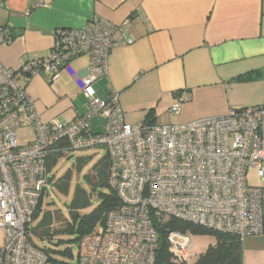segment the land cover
<instances>
[{
    "label": "built area",
    "instance_id": "1",
    "mask_svg": "<svg viewBox=\"0 0 264 264\" xmlns=\"http://www.w3.org/2000/svg\"><path fill=\"white\" fill-rule=\"evenodd\" d=\"M132 39L123 24L95 16L79 28L54 29L44 56L17 68L0 63V264H154L159 228L168 219L241 241L263 233L264 106L186 122H126L118 93L104 98L94 83L107 74L111 49ZM10 40L9 28L0 26V44ZM82 55L88 65L79 71L72 60ZM61 70L72 77L87 109L70 121L42 120L25 84L36 75L54 80ZM187 99L180 96L167 111L178 113ZM94 116L104 118L103 130H91ZM26 126L33 137L21 144L15 130ZM90 147L106 149L107 184L117 204L99 228L80 237L74 263L49 261L28 236L47 183V160ZM251 172L256 182H250ZM190 234L167 229L175 264L199 257Z\"/></svg>",
    "mask_w": 264,
    "mask_h": 264
},
{
    "label": "crops",
    "instance_id": "2",
    "mask_svg": "<svg viewBox=\"0 0 264 264\" xmlns=\"http://www.w3.org/2000/svg\"><path fill=\"white\" fill-rule=\"evenodd\" d=\"M95 16L123 24L133 38L111 49L107 74L94 83L104 98L118 93L126 122H186L264 106V0H0V26L11 38L0 44V63L17 68L44 56L54 29ZM72 65L85 69L87 55ZM25 88L42 120L70 121L87 109L63 70L54 80L33 76ZM186 94L179 112L169 113ZM103 127V117L91 118L92 131ZM242 251L243 264H264V234L245 238Z\"/></svg>",
    "mask_w": 264,
    "mask_h": 264
},
{
    "label": "rangeland",
    "instance_id": "3",
    "mask_svg": "<svg viewBox=\"0 0 264 264\" xmlns=\"http://www.w3.org/2000/svg\"><path fill=\"white\" fill-rule=\"evenodd\" d=\"M75 105L79 107L80 103L76 101ZM15 133L21 144L31 141L33 137L31 126L18 128ZM106 154L103 147L72 150L65 156L58 157L47 173L48 182L45 185L40 211L29 223V229L38 226L45 213L52 215L51 228L47 236L40 237L32 230L28 236L37 247L47 250L56 261L68 263L76 261L79 220L96 210L109 194L106 185L92 184L88 181L89 174ZM61 179L66 180L64 188L59 185ZM256 181L254 173L251 172L250 182ZM97 228L99 224L94 227ZM3 236V228L0 227V244L3 242ZM190 237L198 253H203L207 246L215 243V236L210 232L191 233Z\"/></svg>",
    "mask_w": 264,
    "mask_h": 264
},
{
    "label": "trees",
    "instance_id": "4",
    "mask_svg": "<svg viewBox=\"0 0 264 264\" xmlns=\"http://www.w3.org/2000/svg\"><path fill=\"white\" fill-rule=\"evenodd\" d=\"M259 75H260L259 73H256L254 77H258ZM244 77L249 78L252 77V75L250 73H247ZM56 160H57V156H51L47 160L46 169L48 172L50 171L51 167L55 164ZM108 164L109 161L106 155L93 168L91 174H89L88 176V181L92 184H102L108 187L107 184ZM65 184H66V180L61 179L59 185L62 188H64ZM43 193L44 190L42 191L41 196L39 197L32 220L38 215L40 211V205L42 202ZM116 204H117V197L114 194V192L109 188V194H107L104 197L103 203L89 215L80 218L77 226V230L79 233L78 240L84 234L93 231L96 224L100 225L102 223L105 213ZM50 217H52L51 214L45 213L41 223L35 228L31 229L32 232L40 237L47 236L51 228ZM167 229H179L184 232L188 231L190 233L210 232L214 234L215 243L213 245L207 246L205 251L203 253H200L197 260H195L191 264H243L242 263L243 241H241L235 235L204 229L175 219H168L164 223V225L159 228V247L156 251L154 264H175L173 261H171L170 255L166 248L167 243H166L165 234L167 232ZM31 230L29 229V231ZM262 234H264V230ZM43 250L46 252L49 261H56L50 256L47 250L45 249Z\"/></svg>",
    "mask_w": 264,
    "mask_h": 264
}]
</instances>
